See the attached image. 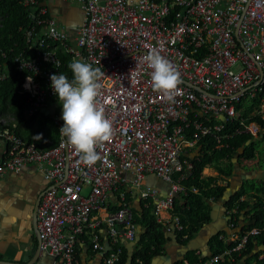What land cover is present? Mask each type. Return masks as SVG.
I'll return each instance as SVG.
<instances>
[{"label":"built area","instance_id":"built-area-1","mask_svg":"<svg viewBox=\"0 0 264 264\" xmlns=\"http://www.w3.org/2000/svg\"><path fill=\"white\" fill-rule=\"evenodd\" d=\"M20 1L35 8L34 22L25 29L30 50L15 57L17 69L26 71L19 91L27 95L26 116L56 99L51 76L65 74L64 53L105 72L99 99L113 129L111 139L97 148L101 159L89 166L60 133L41 146L0 120V177L34 165L50 183L36 228L39 247L54 264H79L76 246L86 233L92 234L94 250L105 251L103 264H117L123 240L135 241L138 234L134 190L145 205H154L166 231H182L175 197L186 190L198 143L210 137L222 145L230 136L227 121H239L264 143L262 124L247 123L237 111L243 99L264 101V0H76L83 17L75 36L40 0ZM151 50L181 73V94L174 102L152 87V69L144 59ZM259 112L264 119V110ZM52 117L60 132L62 116ZM150 174L169 185L167 193L146 184ZM104 229L109 250L101 239ZM238 238L221 254L183 264L234 260L248 234Z\"/></svg>","mask_w":264,"mask_h":264},{"label":"trees","instance_id":"trees-1","mask_svg":"<svg viewBox=\"0 0 264 264\" xmlns=\"http://www.w3.org/2000/svg\"><path fill=\"white\" fill-rule=\"evenodd\" d=\"M42 2V0H40ZM34 7L24 6L20 0H0V75L5 77L0 80V115L9 114L16 122H13L15 132L27 140H35L44 146L47 138L59 139V132L53 117L38 111L34 116L27 117L24 113L26 94L19 93L26 71L17 69L15 57L26 48L30 50L25 39V29L34 22L31 10ZM64 62L63 71L66 76L72 77L73 73L68 65L71 58L60 53ZM250 101V102H248ZM260 97L243 99L237 104L240 116L249 123L258 120L264 128V119L261 110ZM254 113H256L254 115ZM36 124V125H35ZM34 125L36 127H34ZM239 121H227L225 131L230 134L222 145L208 137L200 141L199 152L191 158L194 169L192 174L184 181L185 191L177 194L174 201V214L179 216L183 224V230L178 231L177 238L183 244L194 238L197 233L211 221V201L222 200L227 209L229 220L234 222L237 228L241 215L248 216L252 224L243 225L238 231V236L248 234V241L240 252H235L234 261L244 256H250L249 262L258 256L252 254L254 248L253 239L264 243V181L259 179L242 180L239 186L234 187L236 165L246 168L245 161H253L257 157V139L250 132L243 129ZM261 141V140H260ZM212 168L218 172L217 176L205 175L206 168ZM219 179L226 184L219 183ZM195 187L197 190L193 191ZM236 209V212L233 210ZM134 221L143 228L129 250L123 244V252L117 264H150L154 256L161 253L162 246L166 243V230L156 220L154 205L148 206L143 202L140 209L133 208ZM243 217V216H242ZM253 229L255 232L253 233ZM215 241L218 247L215 254H221L226 248L235 246L236 241L224 243ZM238 238V239H239ZM240 240V239H239ZM135 246V247H134ZM206 258H193L192 252L187 254V260L196 262Z\"/></svg>","mask_w":264,"mask_h":264},{"label":"crops","instance_id":"crops-1","mask_svg":"<svg viewBox=\"0 0 264 264\" xmlns=\"http://www.w3.org/2000/svg\"><path fill=\"white\" fill-rule=\"evenodd\" d=\"M42 3L47 6L52 15L59 19L60 25L65 27L71 35L75 36L78 33L83 17L79 2L76 0H42ZM53 105H55L54 101L48 103L40 111L52 115ZM240 167L238 175L233 177V180L235 179L233 188L239 186L244 177L264 181V166L249 170ZM49 184L34 165H27L19 172L9 171L0 177V261L14 264H54L53 256L39 247L34 220L36 202ZM146 184L159 188L163 194L169 189L165 181L152 174L147 175ZM132 198L133 207L139 210L142 201L137 190L133 191ZM212 202L211 221L186 244L179 241L177 232L166 231L167 241L162 246L161 253L154 256L150 264H183L190 252L193 258H210L218 247L215 241L217 235H219L218 240L223 244L231 243L234 237L238 236V231L243 225L252 224L249 215H241L237 228L231 227L223 201ZM141 231L143 228L138 225V237ZM254 232L255 229H253ZM101 236L105 249L109 250L110 244L105 229L101 232ZM253 241L255 245L252 254H258V256L250 262L248 261L250 256H244L238 261L227 259L217 264H264V243L256 238ZM92 244V234L86 233L80 237L76 246L79 264H103L105 251L94 250ZM123 244L128 249H134L129 241L123 240Z\"/></svg>","mask_w":264,"mask_h":264},{"label":"clouds","instance_id":"clouds-1","mask_svg":"<svg viewBox=\"0 0 264 264\" xmlns=\"http://www.w3.org/2000/svg\"><path fill=\"white\" fill-rule=\"evenodd\" d=\"M144 59L152 69L154 91L162 94L167 101L174 102L175 97L181 94L179 85L182 80L178 68L155 50L149 51ZM68 67L73 79L62 73L51 76V87L63 107L64 125L59 133L82 154L83 163L91 166L101 159L97 148L113 135L112 123L106 118L99 99L102 87L100 81L105 72L99 67L93 68L82 59H73Z\"/></svg>","mask_w":264,"mask_h":264},{"label":"rangeland","instance_id":"rangeland-1","mask_svg":"<svg viewBox=\"0 0 264 264\" xmlns=\"http://www.w3.org/2000/svg\"><path fill=\"white\" fill-rule=\"evenodd\" d=\"M247 100H249V99H247ZM248 102H250V101H248ZM54 104L56 105V116L57 117L63 116V107H62V104L59 102L58 96L54 100ZM261 108H262V110H264V101H262V103H261ZM50 116H52V115H50ZM0 120L5 122L7 126H9V124H10L12 127H14L13 122H16V120L9 114L0 115ZM50 123L53 124L54 121H52ZM35 125H34V127H36ZM256 142H257V146H258L257 147V153L258 154L256 157V161H245L243 164L248 170L249 169H255L258 166H264V143H262L260 140H256ZM239 168H241V167L239 165H236L235 177H236V175H238L237 172H238V170H240ZM242 169H244V168H242ZM248 173L251 174L250 172H248ZM204 174L217 176L218 172L216 170L208 167L204 170ZM253 174L254 173L252 172V175ZM246 179H249V178H245V177L243 178V180H246ZM219 183L226 184V181L223 179H219ZM209 203L211 204L213 202L211 201Z\"/></svg>","mask_w":264,"mask_h":264},{"label":"water","instance_id":"water-1","mask_svg":"<svg viewBox=\"0 0 264 264\" xmlns=\"http://www.w3.org/2000/svg\"><path fill=\"white\" fill-rule=\"evenodd\" d=\"M45 108V107H44ZM56 112V105H53L51 107V114H54ZM41 197H39V199L37 200L36 202V205H35V211H34V220H35V225L37 223V210H38V207H39V204H40V200H41ZM224 202V201H223ZM132 245L135 243L134 241L130 242ZM130 251L132 250V248L129 249ZM0 262H6V261H0Z\"/></svg>","mask_w":264,"mask_h":264}]
</instances>
